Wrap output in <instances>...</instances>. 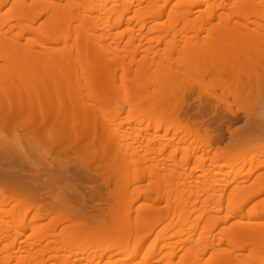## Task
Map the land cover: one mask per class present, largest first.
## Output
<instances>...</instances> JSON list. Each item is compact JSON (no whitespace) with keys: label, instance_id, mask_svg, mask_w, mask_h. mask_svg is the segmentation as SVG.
Masks as SVG:
<instances>
[{"label":"rangeland","instance_id":"374dc122","mask_svg":"<svg viewBox=\"0 0 264 264\" xmlns=\"http://www.w3.org/2000/svg\"><path fill=\"white\" fill-rule=\"evenodd\" d=\"M90 1L100 3V5L103 6L105 5L104 10L102 9L99 12L96 10L88 12L86 8H90V7L92 8L94 6L90 4ZM139 1L141 0H105V1L104 0H0V5L2 6L3 4V9L1 10V14L5 13L6 15H8V18H12L14 21L12 23L13 25L23 24L25 26V33L21 32L22 34L18 30V28L13 30V28L15 27H11L6 31V33L11 31L10 34L15 35V37H17L18 35V37L16 38L17 40L15 39V37H11V38L14 41V44H16L20 40L19 43L15 45V46H19L18 47L19 49H21V46L23 48L24 45L29 46L30 44H33V39H36L37 38L36 35L40 34L41 37L42 36L46 37V39L40 37V40L46 41V43L45 41L44 43L40 42L43 43L41 45L43 46L44 44L46 45L44 46L45 52H47L46 49L49 50L50 47L54 46L55 50L51 48L50 50L51 52L49 53H53L54 51L59 52L61 49H62L61 52L63 50H67L69 53L72 54L77 53V55L79 54L80 57L82 56L81 57L82 60L84 59L85 61L88 62L87 63L83 60V63L85 64L86 68H88V70L93 68L95 64L92 60H90L92 61L91 63L90 61H88L89 59L87 58V55L90 54L88 56L90 57L92 54H94V51L96 49H99L101 47H102L101 49L110 48L112 50L111 52L117 55L118 60L121 61L120 63L125 61L126 63L125 69H127L128 67L127 63L131 61L130 58L132 57L131 55L132 53L133 56L137 57L136 60L138 61V62L135 61V63L132 62L129 63L130 65L133 64L132 65L133 67L129 66L130 71L128 72L127 70V72L125 73L126 75L124 74L123 67H121V70H119L120 69L119 67V69L114 74V76L110 78V80H108L109 82L107 81L109 86H107V84L105 85V82L103 85H101L103 86V88L104 86H106V90L108 93V100L109 102L111 101L110 103H108L109 107L106 106L107 108L101 105L104 110L101 108L100 105L97 106L95 105L96 108H92L93 111L90 109L92 106L90 108L84 106L83 108L82 105L84 103L85 104L88 103V101L90 102L91 100V96L87 91L88 89L85 88L86 86L84 84H81L83 87L77 84L78 87L77 86L76 87L79 90L81 88H84L82 89L84 91L80 90L79 92H76L77 91L76 87L74 85L71 86L72 83L70 84V81L72 79L70 80L69 79L70 76H68V74L66 73H65L67 75L66 78H65V74L57 75L59 76L58 81H60L61 83L56 81L55 79L56 77L54 78L57 87L61 84L60 85L61 89L59 92L61 93L62 91V93L61 94L53 93L51 97H55L56 94V98L52 99L50 97L49 100L45 99L43 101L44 105L43 104H42L43 106L39 105L38 106L39 108L36 105H32L33 108H30L31 105L28 104L30 103L27 102L28 100L22 99L21 101H19V99L21 98L17 99L18 96L16 97L15 95L13 96H15L16 99L12 100L11 98L3 97L2 100H0V102L2 103V101L6 98L4 102L6 103V106L8 105V107L5 106L4 107L6 108L5 110L10 109V104L11 106L14 104V103L12 104V102H15L18 108H20V106L25 107L27 105V108L30 109L31 113H29V115L28 114L25 115L24 113L22 115V118L25 121L27 120L29 121L33 115L36 118L35 125L32 124L34 122L29 124L31 120L29 122L27 121L28 122L27 123L21 118L20 120H18L19 123L17 121H15L17 123L13 122L14 125L17 124L15 127L12 121L6 122L7 124L6 123L5 125L2 124L3 127H0V145L2 144L0 146V194L1 195L7 194L5 195L6 197L12 196L14 198H16L17 195L15 194L16 196L15 195L13 196V194L17 192L19 194H22V196L27 194L28 197L25 198L26 196H24L23 198L27 199V201L30 200L36 203L35 206L34 203H31L29 201L28 205L26 206L28 210L25 206L15 207L14 206L15 203H12L11 206L6 207L7 210H11L10 208L14 206L15 207L14 209L16 210V214L18 215H21V212L25 213L31 209L27 216L28 223H26L25 226L18 228L16 227L17 230L14 229L15 227L14 224L12 223H10L11 228L6 226L7 228H9L10 231V232L8 231L9 233L6 232L5 234L6 237L10 236L8 239H10L11 242L8 244H10L11 248H13L14 244H21L23 245V248L24 245L27 247V244L30 241L29 238L33 234L34 228L38 229L37 227H39L41 229L42 226V228L44 229L48 225L51 226V224H53V220L57 212L58 211L65 212V210L68 211L71 210L70 213H72L73 215L71 214L69 215V213L68 215L73 218L72 219L73 221L72 220L70 222L63 221V223L61 221L60 224L54 226L52 225V227H49L47 229V232L49 233L50 237L48 236L49 238L47 240L41 242L42 246H46L45 244H47L48 246L50 245L49 247L54 249H56V247L61 248L64 246L65 243H67L72 238L69 230V228L73 227V225L72 227L70 226L72 224L71 222H73L74 224L75 220L78 218H84L86 221L88 219V221L91 222L94 221L96 223L103 222V220L108 221L111 218L110 215H112L111 214L112 211L118 209L123 214L125 213V210H127V208L132 209L129 213L132 217L131 218L132 221L130 222L131 225H129V223H126V225L127 227L128 225L129 227L131 226L130 229H133L134 223L139 220L138 207L141 206L142 204H148V200H146V198L143 197L144 195L137 196L136 192L137 191L139 192L140 190L141 191L145 190L146 187H148L150 184L156 183L155 186L157 187L159 193L157 192L158 194H156L155 192H153L154 195L153 194L152 195L157 197L159 195L158 198L161 202L158 200L159 203H154L156 205V207L154 205H153L154 208L152 207L153 210L155 209L154 211L153 210L148 211L147 217L143 223L144 231L142 232L141 235L144 234L146 235V233L148 232L147 230L148 227L156 225L155 227L158 228H154L155 229L154 233L150 236L149 240H147L145 244H143L141 249V254L138 256V258L135 261L136 263L143 261L146 253L152 249L155 243L153 240L156 239L158 241L157 238L158 235H161V233L163 232L165 233L166 230L169 231L166 233L168 234L167 237L169 236L170 237L165 242L159 241L160 243L159 242L157 243L156 241L157 243L156 247L159 246L157 247L159 253L158 255L156 254L157 257H155L154 259L156 263L153 264H168L169 262H174L175 264L176 263L178 264L181 260L183 264V261L185 262V259L188 258L187 255H189V257L193 256L191 260L192 261L195 260L193 261V263L195 262L194 264H213L216 261V259L213 258L216 255V253L218 252L221 253L223 252V250L229 249V246H227V243L225 244V241L229 242L230 240L235 241V243H238V245L243 248L242 251L233 253L234 255H236V257H239L238 262H241V264H264V252H259L257 254L256 250L252 246L247 244L246 245L241 244L237 240L232 239L228 234V232L232 230L234 227L238 226L237 224H240V222L253 223L254 220L252 221V219H250L249 217L250 212L251 214H257V215L259 214V216L262 217V219H264V209H263L264 204H262L264 202L262 201V199L264 198V186H262L263 188L262 189L261 186L257 185L256 183L259 182L261 178L262 179L264 178V167L261 166L264 164V59H263L264 46H262L264 45V41H263L264 40V25H263L264 0H256V1L253 0L254 1L253 3H255L253 5H251L252 0H250L251 2L249 1L252 10L250 8L249 11L247 12L248 15L246 14V17L248 19L247 18L245 19V17L242 18L243 16L241 12L237 11L239 7L237 6L238 3H242L238 1L241 0H224V1L223 0H211V1L186 0V2H184L185 0L184 1L183 0H168V1L151 0L152 3L151 5L153 7L151 5H148L149 3L148 1L150 0H148L147 2L143 0V2L141 1V3ZM51 2L53 4V7L50 6V4H47ZM180 2L185 3L184 8H182L184 10L183 13L184 15L183 14L181 15L183 10L178 9L179 10V12L177 13L178 16L175 17L177 21L174 24L173 22L170 23L169 16H171L170 14L172 10H174V8L175 9L178 8L175 4H178L179 6ZM259 2L262 3L261 4L262 6L260 5ZM30 4L33 6L31 7ZM58 4L59 6H64V8H66L65 11L68 12L67 13L68 17L66 16L67 15L66 14L65 18L59 20L62 22L58 21L59 23L57 24L59 25V27H57V25L54 24L53 21L55 19L52 20L51 17L52 16L51 9L58 7ZM106 4L108 7L106 6ZM216 4L221 8L220 10H217L219 8L217 7ZM256 5L258 8L255 7ZM130 6L134 7L135 9H138L142 6L143 9L145 8L144 11L147 10L146 6L148 7L151 6L150 7L151 9L150 8L148 9L149 16L147 15L146 17L147 24L145 25V27L143 26L144 28H142L141 24H139L138 19H136L137 17L133 12H129V14L128 13L124 14V18H123L124 24L121 27L117 26L118 27L117 28L115 26V21L118 19V15L115 14L113 17H111L110 16L111 14H109V10L115 8L118 11H121V13H124V11ZM209 6L217 9L215 10V12L212 11L211 13L210 11L211 8H209ZM253 7L257 8L258 10L260 9L259 11L263 13H259V15L256 14L257 11H255ZM13 8L15 9L13 10ZM11 9L13 11L12 13L9 12ZM19 9L21 10L18 11ZM226 10H228V12ZM232 10L233 13L235 12L234 14L232 13ZM229 11L234 16L233 15L231 16ZM236 11L238 12L237 14ZM208 12H210L211 14ZM250 13H252V16H250ZM239 15L242 17H239ZM182 16H184V18ZM185 16L188 18L186 19ZM110 17L112 19V20L110 19L111 22H109L110 20L108 21V18ZM182 18L187 20V24H184L185 20L183 21V23L181 22ZM192 19H194L195 21H192ZM224 19L225 20L229 19L230 22L233 23V24L231 23L232 30H234L233 25L235 23L238 24V22L241 24H245V23L249 24V26L253 30H255V31H252V29L249 31L246 30L248 34L250 32L249 37L252 35L251 36L252 38L250 41L247 38H245L248 40V43L246 42V40L242 41L245 44H247V47L250 48L249 49L245 47L244 51L246 50L249 52L248 53L245 51V53L251 54L253 59V64H252L251 63L252 60L250 61L249 57H247L244 54V51H242V54H244L243 57L244 60H245V56H246V60H249L248 62L246 61L247 63L244 61L245 66L246 67L248 66V68L247 69L245 68V70L246 72L248 70V72L247 73L245 72L246 74L245 73L243 74V78H244L243 81L245 82V85L248 86L246 87L243 84L242 88L246 87V89L245 88L244 89L241 88V89L245 92L243 91L241 92L239 89L238 90L239 92L231 91L227 93V91H224L220 86L221 84H223L224 79H222L223 80L222 81L220 78H218L217 80L219 82L217 80H213L214 81L213 82L210 76H206L203 82L206 85L203 84L202 89L194 88L193 92L186 96L185 103H183V108L181 106L182 113H180L179 117L181 118L179 119H182V121L181 120L180 121L183 123V125L187 124V126L186 127L183 126L182 123L179 121L178 125H180L179 123H181L180 126L182 128L180 126H177L180 127L181 129L177 134L178 136L174 137L172 132H174L175 129L177 128L176 125L171 127L170 130L166 132V128L168 124L170 125L171 123L172 126V122L175 121L174 117L172 115L171 116L154 115L155 118H153V115L151 116L152 112H150L151 109L150 107L148 108L149 104H147V102L140 103L135 96L129 94L128 89L130 88V86L136 87L138 82L139 86L141 83H144L142 84L144 87L143 89L142 88L140 89L137 85L136 89H140L139 91L148 90L149 92L147 91V93H153L155 89L152 83L154 84L153 80L156 75L155 73L159 71H164L165 69H163L162 67H166L167 70L170 68L173 71L180 69L179 74L182 75L181 83L184 82L186 86L188 84H194L195 82L194 79L199 78V75L201 73L202 74L203 72L206 73L205 71L206 69L210 70L211 67L215 66L213 65L215 64L214 63L215 61H217V63H220L219 60L221 56H219L220 58L217 57L218 60H215L216 59L215 58L214 61L210 63L211 59H213L211 58L212 55H210V53L213 54L214 57V55H216V53H214L215 51L218 52L219 54H221L220 52H222L220 51L219 47L217 48L216 43L224 47V49L226 50L225 48L227 44L226 41L229 42L232 41L230 43L238 42V41H233L232 36H234L235 34V37L238 36L239 38V34H236L234 31H232L233 34L230 36L232 38L228 36V38L225 39L226 44L225 43L220 44L222 43V40L225 38L224 35L222 34L225 35H227L228 33L231 34L230 31L231 29L228 30L229 28L226 29L225 27L224 31L222 30L226 23ZM50 20L52 21L50 22ZM84 20H87V22H89L92 25L88 24L87 22H84ZM228 21H227V25L231 26V24ZM192 22H193V26H192ZM188 24L190 25V28H188L189 27ZM95 25L98 27V30ZM222 25L224 26L222 27ZM61 26L62 28H60ZM82 26H84L85 30L83 29ZM195 26L198 28L196 29ZM191 27H193L194 31H192L193 29H191ZM210 27L213 28L210 31L212 36L209 32V30L211 29ZM218 27L220 29H218ZM199 28L202 29L198 30ZM204 28L207 32L203 30ZM215 29H217L218 31ZM225 29L228 30L229 32L225 31ZM40 30L41 32H45V34L41 35V33H39ZM82 31H84L85 34ZM215 31L218 32L220 36ZM220 31L222 32V34H220L221 33ZM29 34L32 36H30ZM94 35L98 37H95ZM208 35H210L213 38H211L210 36L209 37L211 39L208 38L207 37ZM215 35H217L218 39L214 40V38H216ZM80 37L83 38L81 45L83 43L84 44L82 45V47L80 46L79 43ZM27 38L29 39L28 43H27ZM91 38L94 40H92ZM133 39L134 41H132ZM220 39L222 40L220 41ZM40 40L36 39L37 42ZM187 40L188 42H186ZM213 41L216 42V43L214 42L215 43L214 46L212 43ZM74 42H76V44H74L75 46H73ZM132 42H134V45L132 44ZM192 42H194L195 45L197 43L198 44L197 47H199L200 50L201 47L204 49L208 47L206 48V51L208 55H210V58L207 54H205L206 51L204 49L203 50L205 52L201 50L203 51V53H199L200 51L199 48L195 49L193 47L195 45L190 44ZM202 42L211 43L212 47H216L215 50L213 51L212 50L213 48H209L211 47L209 46V44L206 46ZM20 43L23 45H21ZM190 45L191 46L193 45L192 46L193 49L190 48ZM199 45L202 46L200 47ZM230 45L227 46V49L231 47L230 50L228 49L231 53L234 49ZM134 46H137L138 49L135 48ZM34 48L35 50L39 51L37 49L38 47H34ZM80 48H82L83 51ZM92 48L94 49V51L93 50L91 51ZM128 48L130 49V52L128 51L129 50ZM41 49H43V47ZM251 49L253 52L251 51ZM192 50L194 51L195 54H193ZM189 51H191V53ZM234 52L236 51L234 50ZM198 54L199 57L197 56ZM127 55H130L131 57ZM200 56L201 59H199ZM90 58H92V56ZM149 58H151L153 61ZM182 58L183 59L185 58V60L187 59L186 61H189L188 63H190V65L188 66V63L183 61ZM257 58L259 59V61H261L260 63L259 61H257L258 63L256 62ZM30 59L31 58L28 57L27 61H29ZM136 62L139 63V66L140 65L141 66L140 67L137 66L138 64ZM150 62L152 63L149 64ZM30 63L32 62H27V64L29 65ZM157 64H159L160 66H158ZM37 65L38 66L35 65V67L37 68L34 71V73H32L31 75V76L33 75L35 76L33 77L30 76L31 81L29 80L30 82L34 81L32 82L33 84L31 83L33 86H35L34 85L35 83L38 84L37 80L39 82L47 79L52 80L51 75L48 73L49 69L48 70L46 69V65L44 64V62L40 64L38 63ZM250 65L251 68L254 70H250ZM41 66L44 67L43 69L45 72L42 70ZM186 66H187V70H185ZM207 66H209L210 69L209 67L207 68ZM254 66L256 67L254 68ZM157 67L158 68L161 67L159 68V71L157 70ZM39 70L40 71L42 70L44 74L42 71L39 72ZM39 73L40 74L42 73L44 77L43 76L41 77ZM61 75H62L61 78L66 79L64 80L65 82L61 80L60 78ZM47 76H49L50 78ZM39 77L43 78V80H41V78ZM143 77L144 80L141 81ZM104 78L105 77H102V80H100L101 78L98 76L97 77V79H99L98 83L101 84L104 81L103 80ZM183 78H185L186 81ZM250 79L252 80V82H250L252 85H249V81H251ZM66 81L69 82V84ZM216 82L217 84H215ZM211 85H213L212 88ZM215 85H217V87ZM209 86L211 88L210 91H208L207 89ZM218 86L221 89L218 88ZM213 87L216 88L213 89ZM73 88L76 89L75 93L73 92L74 90ZM210 93L211 95H209ZM82 94H84V99L83 97L82 99L80 98ZM13 96L12 98H14ZM72 97L75 98L77 97V100L79 99L80 100L76 102L75 98L73 100L70 99ZM234 97L237 98L236 101H235L236 98ZM221 98L225 99V102L223 101L224 103L222 102ZM83 100H85L86 102L84 101L82 104L81 101ZM125 101L127 102L126 107H124ZM167 102L169 103L170 101H168L167 99ZM77 103H80L79 106L81 105V108L77 106ZM45 104L47 105L45 106ZM73 104L74 107H76L74 108L75 114L71 113L72 110L70 111L69 110L70 108H68L71 107L72 109L71 105ZM59 105L60 106L63 105L64 107L63 111L62 108L61 110L59 109L56 110L57 107H60ZM17 106H12V107L15 108ZM41 107L46 108L45 111L43 110L44 114L42 112ZM84 109L86 111H84ZM5 110H3V112H5ZM47 110L50 111L48 112V117L47 118L43 117L44 118L43 119L42 116H45V112ZM79 110L80 112H78ZM56 111L58 113L61 111L63 112V113L61 112L62 114H59L60 120L57 117L59 124L60 122L61 124L60 125L58 124L57 127L58 122L56 119H54L56 127L54 123H53L54 125L53 127V125H50V123L52 124L54 116H55L54 118H56L57 115V114L55 115ZM88 111L89 112L97 111L96 112L97 114L95 113L96 115H94L92 112H91L92 114L88 113ZM101 111L103 112L104 116L102 115ZM84 112H86V114ZM115 112L118 114H116ZM11 114L12 113H10V115ZM18 115L19 114L17 113H13L11 116L14 117ZM36 115L37 116L40 115L41 120ZM88 116L89 118H87ZM103 117L106 121L103 119ZM44 120L46 121L49 120V121L45 123ZM108 120L111 122L107 123L109 122ZM22 122H24V126ZM79 122L85 123L86 124L85 127H79L78 126ZM20 123H22L21 126L19 125ZM38 123L40 125L42 123L43 125L46 126L42 127L40 125H37ZM48 123L50 126L53 127V129L50 128ZM74 123L75 124L77 123L76 126L80 128L78 129L75 126L77 131H73L75 130L73 129ZM6 125L8 126L6 127ZM27 126L30 127L31 129L28 130ZM32 126L34 127L32 128ZM22 127L26 128L24 130H26L27 132L22 130L23 129ZM183 127L184 128L189 127L190 129L194 130V132L198 130L200 131L199 132L200 135H203L205 137L207 136L209 139L206 141L205 140L202 141L200 137L198 138V136H195L196 134L195 135L193 134L194 136L192 135L191 137L189 135V132L187 133V131L183 130L184 129ZM157 129L160 130L158 131ZM55 131H58V133ZM58 134H60V138ZM54 136L56 138L58 137L57 141L59 143H57L56 145L52 144V142L53 143L57 142ZM248 136L250 137L252 136L251 139L253 140L247 142L248 141L247 138L250 139V137ZM136 138L139 141L136 140ZM198 139L200 140L198 141ZM148 140H153V142H155V143L152 142V144L154 146V149L157 148L156 150H158L157 151L158 154H150V155L148 154L147 152L149 149ZM208 144L211 145L209 146ZM196 147L199 148L197 149ZM126 148L128 149L126 150ZM172 148L175 149V153L173 152L174 150H172ZM185 148L189 149V151L186 150ZM226 149L228 150V152ZM102 150L106 154L105 156L102 153L103 152ZM136 150L140 155H142L146 159L145 158L141 159L139 154L135 153ZM194 150H196L197 152ZM198 150L202 152H199ZM203 152L205 153L203 154ZM206 152H208V154ZM242 154L245 156L243 157ZM188 155L190 156V158H188ZM249 155L250 157L253 158V159L251 158L250 161L248 160L250 158ZM199 156H201V158H199ZM185 158L187 159L186 162H185ZM216 158L219 160H217ZM251 160L253 161L251 162ZM231 167H233L232 170ZM152 170L153 171L156 170L157 173L159 172L158 176H156L157 177L156 180H152V178H155L152 177ZM239 172L242 173L238 174ZM236 174L239 175L237 178H236ZM258 177H260V179H258ZM152 181L154 183H152ZM18 183L21 185H19ZM246 186H251L253 190L250 188L248 189L247 187L248 191L247 190L244 191V189H246L244 187ZM176 187H178L179 190H177ZM239 187L240 188L243 187L242 188L243 191L241 190V193L239 192L240 191ZM121 188L123 189L120 192ZM20 190L21 191L24 190L23 191L24 194L20 193ZM2 191L3 193H1ZM35 198H37V200ZM117 199L123 200L122 204L119 207H117V205L115 204ZM43 207H45L47 211L48 209H51L52 213L49 210L48 213L50 212L51 214L48 215V213L45 212L46 211L45 208L43 209ZM56 207L57 208L59 207L60 209L63 207L65 210L62 211L63 208L59 210ZM116 207L117 209H115ZM37 209L38 210L43 209L44 211L43 210L42 211L45 213V216L44 213L40 211L43 215V218L36 219V221H33V218L35 217V214L38 211ZM53 209H57L56 212L53 211ZM166 212H169L170 215ZM46 213L48 216L46 215ZM165 213L168 214L169 217L166 216ZM163 215H165L166 217ZM160 216H163L162 219H160ZM156 218L157 220L154 221V219ZM163 218H165L166 220L165 219L163 220ZM259 222L261 221H257V222L255 221L254 223H259ZM261 224L264 225V223ZM172 226L174 227L172 228ZM127 227L125 226L126 229ZM135 227L136 230L138 231L137 224H135ZM129 230H127V233L124 231L125 233L124 234L121 233L120 235H117L116 233L114 234L112 232V234L109 235V243L107 244L108 246H110V242H111V244L114 245L117 240L123 239L124 237L127 238V236L129 235L128 238H131L132 240L131 245L128 246V248L126 247L121 249V250H127V253L125 252L126 254L124 253L121 256L115 255L116 258L115 257L111 258V256L109 258L108 256V258L103 260L102 264L105 263L107 264V262L109 261L111 262L110 264L127 263L128 260L127 258L131 256V254L136 249V246L138 245V242H136L135 237L137 236V234H139L136 231L137 234L135 236V230L134 229L131 230L132 233ZM15 231L20 232V234L22 235L17 236V233H15ZM178 231L184 232L181 234L182 236L181 235L175 236L176 235L175 233H177ZM130 234H132V236H130ZM96 235H91L89 238L90 239L95 238L96 240L98 238H101L98 237L100 234L98 236ZM223 241H224V245L226 246L224 245L221 246V243ZM133 242H136L137 244L134 245ZM41 244L39 245L37 244V246H35L36 249L32 251V253L35 255V259H42L36 256L38 250L40 249ZM191 249L195 250L196 252L194 253L193 250L191 251ZM202 250H206V251L203 252ZM16 251L17 250L14 251L11 250L10 252V254L12 253L14 254V255L12 254L13 255L12 257L14 258H11L14 259L12 260V264L16 263V257H21L23 255L22 253L20 254L19 252H18L19 254H17ZM172 251H173L172 254L175 253V256L173 257L172 255L168 256V254H170L169 252ZM118 252H119L118 250H115L114 254ZM49 253H47V255ZM193 253L194 254L198 253V254L196 256ZM64 254L66 256L68 255L70 256L68 252H65ZM53 255L54 252H52L51 256ZM51 256H47V258ZM254 256H256V258H254ZM99 260L100 259L97 260V258H95L94 260L95 264H98L97 262H99ZM27 261H28L27 264H31L32 262L31 258L30 260L27 258ZM36 261L40 262L39 260ZM192 261H190L189 263H191ZM135 262H132L131 264H134ZM48 264H54V263L51 262ZM57 264H62V263L58 262Z\"/></svg>","mask_w":264,"mask_h":264},{"label":"bare ground","instance_id":"6f19581e","mask_svg":"<svg viewBox=\"0 0 264 264\" xmlns=\"http://www.w3.org/2000/svg\"><path fill=\"white\" fill-rule=\"evenodd\" d=\"M105 1V0H104ZM142 2H143V0H141ZM141 1H139L140 3H141ZM146 2L148 1V0H145ZM168 1V0H167ZM184 1V0H183ZM182 1V2H183ZM211 1V0H210ZM224 1V0H223ZM249 1L250 0H244V2H243V0H241V1H238V2H242V3H238V5L237 4H235V5H237V6H239L238 7V12H241V14H242V16H240L239 15V17H242V18H244L245 17V19L247 18L246 17V14H247V12L249 11V9L251 8V10H252V7L250 6V3H249ZM256 1V0H255ZM37 2V1H36ZM35 2V3H36ZM46 2V1H45ZM103 2V1H102ZM149 3H148V5H151L152 3H151V0L150 1H148ZM154 2V1H153ZM179 2V1H178ZM184 2H186V0L184 1ZM216 2V1H215ZM214 2V3H215ZM251 2V1H250ZM254 1L252 0V3H251V5H253V4H255V3H253ZM258 2V1H257ZM256 2V3H257ZM54 3V2H53ZM105 3V2H104ZM107 3V2H106ZM117 3V2H116ZM218 3V2H217ZM224 3V2H223ZM260 3V2H259ZM258 3V4H259ZM34 4V3H33ZM47 4H50V6H52L53 7V4H52V2L51 3H47ZM52 4V5H51ZM55 4V3H54ZM90 4H92V5H94L92 8L90 7V8H86V10H88V12H91V11H93V10H96V11H101L102 9L104 10V6L103 5H100V3H96V2H94V1H90ZM220 4V3H219ZM225 4V3H224ZM223 4V5H224ZM262 3H260V5H261ZM24 5V4H23ZM82 5V4H81ZM141 5V4H140ZM144 5V4H143ZM154 5V4H153ZM178 8H174V10H172V12H171V16H169V21H170V23H172L173 22V24L177 21L176 20V16H178V12H179V10L178 9H182V8H184V6H185V3H181L180 2V4H179V6H178V4H175ZM213 5V4H212ZM217 5V4H216ZM264 5V4H263ZM30 6L32 7L33 5H31L30 4ZM44 6V5H43ZM80 6V5H79ZM106 6H107V4H106ZM113 6V5H112ZM152 6V5H151ZM151 6H146V8H147V10L146 11H144V9L142 8V6L140 7V8H138V9H135L134 7H128L125 11H124V13H121V11H118L117 9H115V8H112L111 10H109V14H111L110 16L111 17H113L115 14H117L118 15V19L115 21V26L117 27H121L123 24H124V22H123V18H124V14H126V13H128L129 14V12H133V13H135V15H136V19H138V22H139V24H141V26H142V28H144L145 27V25L147 24V21H146V17H147V15L149 14V12H148V9L151 7ZM215 6V5H214ZM237 6H236V8H237ZM262 6V5H261ZM108 7V6H107ZM107 7H106V9H107ZM145 7V6H144ZM153 7V6H152ZM217 7L219 8V9H217V8H213V7H210L209 6V8H211V13H212V11H214L215 12V10L217 9V10H220L221 8L217 5ZM255 7H257V5L255 6ZM21 8H22V6H21ZM47 8V7H46ZM235 8V7H234ZM258 8V7H257ZM257 8H254L253 7V9H255V11H257L256 12V14H258L259 15V13H263V12H260ZM3 9V4H2V6L0 5V100H2V98L3 97H6V98H11L12 100L13 99H16V97H17V99L18 98H21V99H19V101H21L22 99H26V100H28L27 102H30V103H28L29 105H31V107L30 108H33L32 107V105H36L37 107L40 105V106H43L44 104V100L46 99V100H49V98L53 95V93H58V94H61L62 93V91H61V93L59 92L60 91V89H61V84L57 87V84H55V79H56V81H58V77L59 76H57V75H60V74H68V76H70V84L72 83V85L71 86H77V84L78 85H81V84H84L86 87V89H88L87 91L89 92V94H90V96H91V100H90V102L88 101V103H84L83 104V102L85 101V100H83V101H81L82 102V106H83V108H84V106L85 107H91L90 109L92 110V108H96L95 107V105L97 106V105H102L103 107H109V105H108V103H110L109 102V100H108V93H107V90H106V86H104V88H103V86H101V85H103L104 84V82H105V85L107 84V86H109L108 85V83H107V81L108 80H110V78H112L113 76H114V74L117 72V70L119 69V67H120V69L119 70H121V67H123V70H124V74L127 72V70H128V72L130 71L129 70V66L130 67H133L132 65L133 64H129V63H135V61H137L136 60V56H133V53L131 54L132 55V57L130 56V55H127V56H130L131 58V61H129V63H127V65H128V67H127V69H125V66H126V63H125V61H123L122 63H123V65H122V63H120L121 61H119L118 60V58H117V55H115V54H113L111 51V49L110 48H104V49H101V48H99V49H96L95 51H94V49L92 48L91 49V51L93 50L94 51V54H92L91 56H92V58H90V57H88L89 55H87V58L89 59L88 61H90V60H92L93 62H94V66H93V68H91V66H90V68L92 69H89L88 70V68H86V66H85V64L83 63V60H82V56L80 57L79 56V54L77 55V53L76 54H72V53H69L67 50H63L62 52H61V50L59 51V52H55L54 50V46L53 47H50V49L48 50V49H46V51L47 52H45L44 51V46H46L45 44H44V46L43 45H41V44H43L44 43V41H42V40H40V34H38V35H36L37 36V40H40V41H36V39H33V44H30L29 46H26V45H24V47L22 48V46H21V49H19L18 47L19 46H15V45H17V43H19V41L16 43V44H14V41L12 40V38L11 37H15V35H12V34H10L11 33V31L10 32H8V33H6V31L9 29V28H11V27H15V28H13V30L14 29H16V28H18V30L20 31V33L22 32V33H25V26L23 25V24H16V25H13L12 23L14 22L13 21V19L12 18H8V15H6L5 13L4 14H1V10ZM15 8H13V10H14ZM40 9V8H39ZM65 9L66 8H64V6H59V4H58V7H56V8H52L51 9V17H52V20L53 19H55L53 22H54V24H56L57 25V27H59V25L57 24V23H59V22H62V21H59V20H62L63 18H65L66 16L68 17V12L67 11H65ZM151 9V8H150ZM206 9V8H205ZM224 9V8H223ZM229 9V8H228ZM21 9H19L18 11H20ZM41 10H43V9H41ZM40 10V11H41ZM50 10V9H49ZM183 10V9H182ZM236 10V9H235ZM262 10V9H261ZM264 10V9H263ZM43 11H45V10H43ZM106 11H108V10H106ZM227 12H228V10H226ZM231 11V10H230ZM229 11V12H230ZM236 11V14L238 13ZM255 11H254V13H255ZM10 13H12L13 11H12V9L9 11ZM8 13V12H7ZM47 13H49V12H47ZM180 13H181V11H180ZM184 13V10L182 11V13H181V15ZM191 13V12H190ZM208 13H210V12H208ZM210 13V14H211ZM217 13V12H216ZM232 13H233V10H232ZM235 13V12H234ZM233 13V14H234ZM46 14V13H45ZM67 14V15H66ZM93 14V13H92ZM177 14V15H176ZM210 14H208V15H210ZM230 14H231V12H230ZM233 14H231V16L233 15ZM236 14H235V16H236ZM240 14V13H239ZM66 15V16H65ZM161 15V14H160ZM180 15V14H179ZM184 15V14H183ZM206 15H207V13H206ZM220 15V14H219ZM226 15H227V13H226ZM225 15V16H226ZM248 15V14H247ZM91 16V15H90ZM109 16V15H108ZM126 16V15H125ZM149 16V15H148ZM200 16V15H199ZM234 16V15H233ZM250 16H252V13H250ZM111 17L110 18H108V21L111 19ZM183 18H184V16H182ZM186 17V16H185ZM230 17V16H229ZM249 17V16H248ZM259 17H261V16H259ZM87 18V17H86ZM182 18V23H183V21L185 20V19H183ZM188 17H186V19H187ZM224 18H226V17H224ZM231 18H233V17H231ZM127 19V18H126ZM203 19V18H202ZM201 19V20H202ZM206 19V18H205ZM208 19V18H207ZM222 19V18H221ZM230 19V18H229ZM229 19H227V20H225L226 21V23H225V26L224 25H222V27H223V31H224V28L226 27V29H228V30H230L231 31V34H227V35H225V34H222V32L220 33V34H222V35H224V41L222 40V39H220V41L222 40V43H220V44H223V43H225V39L226 38H228V36L230 37L232 34H233V32L232 31H234L236 34H239V38H238V36L237 37H235V34H234V36H232V37H230V38H232L233 39V41H238L237 43H230V42H232V41H226V50L224 49V47H222V46H220L219 44H217L215 41H213L212 43H213V46H214V44L216 43V45H217V48L219 47V49H220V51H222V52H220L219 50V52L221 53V54H219L218 52H214V53H216V55H214V57H213V54H211L210 53V55H212V57L211 58H213V59H211V61H210V63L211 62H213L214 61V59L215 60H218V58L217 57H219V56H221V58H220V60H219V62L220 63H217V61H215L214 63L215 64H213V65H215L214 67H211V69H210V67L209 66H207V68L209 67V69L210 70H205L206 71V73L205 72H203V74L201 73L200 75H199V78H197V79H194L195 80V82H194V84H188L187 86H186V84L184 83V82H182L181 83V77H182V75H180L179 74V70L180 69H178V70H172V69H168L167 70V68L166 67H162L163 69H165L164 71H159V68H161V67H157V70L159 71V72H156L155 74V77H154V84L152 83V85L154 86V89H155V91L153 92V93H147V91L148 90H145V91H143V90H141V91H139L141 88L143 89V85L142 84H144V83H141L140 84V86L138 85L139 83L137 82V85H138V87L140 88V89H136L137 88V85H136V87L135 86H130V88L128 89V92H129V94L130 95H132V96H135L136 98H137V100H139V102L140 103H145V102H147V104H149L148 105V108L150 107V109H151V111L150 112H152V114H151V116L153 115V118H155L154 117V115H172L173 117H174V119H175V121H173L172 122V126H171V123H170V125L168 124V126H167V128H166V132H168L169 130H170V128L171 127H173L174 125H176V127L177 126H180L181 125V121H182V119H179V118H181V117H179V115H180V113H182V111H181V106H182V108H183V103H185V98H186V96L187 95H189L190 93H192L193 92V90H194V88H201L202 89V86H203V84H205V83H203L204 82V80H205V78H206V76H210L211 77V80L213 81V80H217L218 78H220L221 80L222 79H224V82H223V84H221L220 86H221V88L224 90V91H227V93L228 92H237L239 89H240V91L242 92L243 90L242 89H246V87L248 86V85H245V82L243 81V74L246 72V70H245V68L247 69L248 68V66L246 67L245 66V64H244V61L246 62H248L249 60L251 61V63L253 64V59H252V55L251 54H246L245 53V51H244V48L245 47H247V44H245L244 42H242L243 40H246V42L248 43V40L250 41L251 40V36L249 37V35H250V32H249V34H248V32L247 31H249V30H251L252 28L249 26V24H241V23H239L238 22V24L237 23H235L233 26V28H234V30H232V22H230V20ZM248 19V18H247ZM52 20H50V22L52 21ZM65 20V19H64ZM112 20V19H111ZM111 20L109 21V22H111ZM125 20V19H124ZM180 20H181V18H180ZM229 20V21H228ZM59 21V22H58ZM107 21V22H108ZM189 21V20H188ZM192 21H195L194 19H192ZM200 21V20H199ZM208 21H210V20H208ZM227 21L231 24V26H229V25H227ZM246 21H249V20H246ZM56 22V23H55ZM84 22H87V20H84ZM138 22H136V23H138ZM236 22V21H235ZM88 24H90L89 22H87ZM105 23V22H104ZM208 23V22H207ZM206 23V24H207ZM253 23V22H252ZM251 23V24H252ZM258 23V22H257ZM51 24V23H50ZM53 24V25H54ZM65 24V23H64ZM110 24V23H109ZM126 24V23H125ZM172 24V25H173ZM184 24H187V20H185V23ZM191 24V23H190ZM195 24V23H194ZM221 24V23H220ZM55 25V26H56ZM81 25V24H80ZM90 25H92V24H90ZM105 25V24H104ZM114 25V24H113ZM171 25V26H172ZM183 25V24H182ZM189 25V24H188ZM187 25V26H188ZM218 25V24H217ZM237 25V26H236ZM254 25V24H253ZM264 25V24H263ZM96 26V25H95ZM107 26V25H106ZM144 26V27H143ZM192 26H193V22H192ZM197 26V25H196ZM195 26V27H196ZM201 26H202V23H201ZM200 26V27H201ZM214 26V25H213ZM219 26V25H218ZM236 26V27H235ZM77 27V26H76ZM78 27H80V26H78ZM83 27V29H84V26H82ZM82 27H81V29H82ZM117 27V28H118ZM204 27H206V26H204ZM217 27V26H216ZM48 28V27H47ZM60 28H62V26L60 27ZM85 28H86V26H85ZM89 28V27H88ZM87 28V29H88ZM96 28H97V30H98V27L96 26ZM105 28V27H104ZM188 28H190V25H189V27ZM198 27H196V29H197ZM211 28V27H210ZM209 28V29H210ZM40 29V28H39ZM87 29H86V31H87ZM106 29V28H105ZM191 29H193V27H191ZM202 28H199L198 30H201ZM213 28H211L210 30H209V32L212 30ZM218 29H220L219 27H218ZM225 29V31H228V30H226ZM35 30V29H34ZM65 30V29H64ZM85 30V29H84ZM197 30V31H198ZM203 30H205V28L203 29ZM208 30V29H207ZM215 30H217V29H215ZM247 30V31H246ZM29 31V30H28ZM93 31V30H92ZM111 31V30H110ZM188 31V30H187ZM192 31H194V29L192 30ZM206 31V30H205ZM218 31V30H217ZM252 31H255V30H253L252 29ZM13 32V31H12ZM27 32V31H26ZM84 34H85V32L84 31H82ZM89 32H91V31H89ZM190 32H191V30H190ZM207 32V31H206ZM216 32V31H215ZM229 32V31H228ZM21 33V34H22ZM32 33V32H31ZM39 33H41V35L42 34H45V32H41V30L39 31ZM78 33H79V31H78ZM217 34H218V32H216ZM257 33V32H256ZM256 33H254V34H256ZM14 34V33H13ZM20 34V35H21ZM94 34V33H93ZM187 34V33H186ZM201 34V33H200ZM208 34V33H207ZM210 34H211V32H210ZM251 34H253V33H251ZM260 34H261V32H260ZM19 35V36H20ZM30 35V34H29ZM70 35V34H69ZM87 35V34H86ZM89 35V34H88ZM166 35V34H165ZM165 35H163V36H165ZM198 35V34H197ZM219 35V34H218ZM257 35H259V34H257ZM26 36V35H25ZM30 36H32V35H30ZM34 36V35H33ZM65 36H66V33H65ZM80 36V35H79ZM91 36V35H90ZM89 36V37H90ZM95 36V35H94ZM210 35H208L207 37L208 38H210L211 36H212V34H211V36L209 37ZM216 36V38H214V40L215 39H218L217 38V35H215ZM214 36V37H215ZM220 36V35H219ZM218 36V37H219ZM259 36H261V35H259ZM17 37H18V35H17ZM17 37H15V39L17 38ZM39 37V38H38ZM43 37V36H42ZM41 37V38H42ZM75 37V36H74ZM95 37H98V36H95ZM191 37V36H190ZM189 37V38H190ZM205 37V36H204ZM206 37V38H207ZM44 39H46V37L44 36L43 37ZM71 38V37H70ZM211 38H213V37H211ZM210 38V39H211ZM220 38V37H219ZM229 38V39H230ZM245 38H247V39H245ZM250 38V39H249ZM261 38V37H260ZM24 39V38H23ZM74 39V38H73ZM81 39V40H80ZM80 39H79V43H80V46L82 47V45L84 44H82L81 45V42H82V40H83V38H81L80 37ZM92 39V38H91ZM100 39V38H99ZM228 39V40H229ZM17 40V39H16ZM28 38H27V43H28ZM34 40H35V42H34ZM87 40V39H86ZM92 40H94V39H92ZM48 41H49V38H48ZM131 41V40H130ZM132 41H134V39L132 40ZM264 41V40H263ZM40 42H43V43H40ZM57 42V41H56ZM63 42V41H62ZM95 42V41H94ZM186 42H188V40L186 41ZM207 42H208V40H207ZM207 42H202V43H204L206 46L209 44V46H211V47H209V48H213L212 50L214 51L215 50V48L216 47H212V44L211 43H207ZM215 42V43H214ZM229 42V43H228ZM260 42V41H259ZM22 43V42H21ZM20 43V44H21ZM45 43H46V41H45ZM119 43V42H118ZM207 43V44H206ZM74 44H76V42H74L73 43V46H75ZM95 44H97V43H95ZM132 44L134 45V42H132ZM140 44V43H139ZM142 44V43H141ZM190 44H194V42H192V43H190ZM211 44V45H210ZM225 44H224V46H225ZM231 44V45H230ZM252 44V43H251ZM21 45H23V44H21ZM32 45H34V46H32ZM71 45H72V43H71ZM93 45V44H92ZM189 45V44H188ZM195 45V44H194ZM219 45V46H218ZM228 45H230V46H232L233 47V49L236 51V52H234V50L230 53V49H231V47H229L228 49H227V46ZM261 45V44H260ZM89 46V45H88ZM138 46V45H137ZM137 46H134L135 48H137ZM193 46V45H192ZM192 46L190 45V48H192ZM198 46V44L196 43V45L195 46H193L195 49H198L199 47H197ZM200 46V45H199ZM202 46V45H201ZM200 46V47H201ZM262 46H264V45H262ZM34 47H38L37 49L39 50V51H37V50H35V48ZM43 47V49H41ZM65 47V46H64ZM84 47H85V45H84ZM90 47V46H89ZM88 47V48H89ZM94 47V46H93ZM100 47V46H99ZM113 47V46H112ZM204 47V46H203ZM220 47H222V48H220ZM46 48V47H45ZM51 48L52 49H54L53 51V53H49V52H51L50 50H51ZM62 48V47H61ZM87 48V49H88ZM97 48H98V45H97ZM206 48H208V47H206ZM206 48L204 49V48H202L201 47V50H205L206 51ZM247 48H249V47H247ZM253 48V47H252ZM60 49V48H59ZM65 49V48H64ZM78 49V48H77ZM77 49H76V52H77ZM81 50H82V48H80ZM85 49V48H84ZM129 49V48H128ZM127 49V50H128ZM138 49V48H137ZM193 49V48H192ZM243 49V50H242ZM250 49V48H249ZM43 50V51H42ZM114 50V49H113ZM199 50H200V48H199ZM199 51V53H203V51ZM209 50V49H208ZM211 50V49H210ZM227 50H228V53H227ZM263 50V49H262ZM83 51V50H82ZM129 52H130V49L128 50ZM132 51V50H131ZM142 51V50H141ZM204 51V52H205ZM242 51H244V54L247 56V57H249V60H246V56H245V60H244V54H242ZM251 51H252V49H251ZM255 51V50H254ZM258 51V50H257ZM45 52V53H44ZM81 52V51H80ZM190 53H191V51H189ZM192 52H193V54H195L194 53V51L192 50ZM209 52V51H208ZM246 52H248V51H246ZM253 52V51H252ZM263 52V51H262ZM82 53V52H81ZM92 53V52H91ZM249 53V52H248ZM83 54V53H82ZM85 54V53H84ZM130 54V53H129ZM188 54V53H187ZM196 54H197V51H196ZM205 54H207L208 55V53H207V51L205 52ZM217 54H218V56H217ZM257 54V53H256ZM81 55V54H80ZM113 55V56H112ZM210 55H208L209 56V58H210ZM250 55V56H249ZM127 56H126V58H127ZM187 56V55H186ZM198 57H199V54L197 55ZM216 56V57H215ZM231 56H232V58H231ZM28 57L29 58H31L29 61H27V59H28ZM85 57V56H84ZM112 57H114V58H112ZM251 58V59H250ZM254 58H256V57H254ZM86 59V58H85ZM120 59H122V58H120ZM149 59H151V58H149ZM183 59V58H182ZM181 59V60H182ZM199 59H201V56H200V58ZM248 59V58H247ZM264 59V58H263ZM32 60V61H31ZM124 60H125V58H124ZM152 60V59H151ZM187 60V59H186ZM185 60V58L183 59V61H185L186 63H188L189 61H186ZM210 60V59H209ZM85 61V60H84ZM92 61H90V63L92 62ZM153 61V60H152ZM257 61H259V59L257 58V60H256V62ZM27 62H32V63H30V65L29 64H27ZM42 62H44V64L46 65V69L48 70V73L51 75V79L52 80H50V79H47V80H43V78H41L42 76L44 77V67H42L41 66V68H42V70L44 71H42L43 72V74L41 73H39L40 75H41V77H39V78H41V80H43V81H38L37 80V83L38 84H34L35 86H33L32 84V82H34V81H32V82H30L31 80V78H30V76L32 75V73H34V71L36 70V68L37 67H35V65L36 66H38L37 64L39 63H42ZM85 62H87V61H85ZM138 62V61H137ZM136 62V63H137ZM184 62V63H185ZM209 62V61H208ZM246 62V63H247ZM261 61H259V63H260ZM88 63V62H87ZM89 63V64H90ZM152 62H150L149 64H151ZM180 63V62H179ZM217 63V64H216ZM258 63V62H257ZM138 65L137 66H139V63H137ZM183 64V63H182ZM231 64V65H230ZM92 65V64H91ZM119 65H121V66H119ZM158 66H160L159 64H157ZM156 65V66H157ZM185 65V64H184ZM187 65V64H186ZM190 65V63H188V66ZM247 65V64H246ZM249 65V64H248ZM141 66V65H140ZM139 66V67H140ZM151 66V65H150ZM164 66V65H163ZM167 66H169V65H167ZM183 66V65H182ZM212 66V65H211ZM256 66H254V68H255ZM143 68H144V66H143ZM185 68V67H184ZM189 68V67H188ZM136 69V68H135ZM259 69V68H258ZM147 70V69H146ZM145 70V71H146ZM162 70V69H161ZM183 70V69H182ZM185 70H187V66H186V68H185ZM250 70H254V69H252L251 68V65H250ZM256 70V69H255ZM40 70H39V72H41ZM140 71V70H139ZM176 71V72H175ZM178 71V72H177ZM189 71V70H188ZM37 72H38V70H37ZM133 72V71H132ZM175 72V73H174ZM191 72V71H190ZM200 72H201V70H200ZM208 72V73H207ZM247 72H248V70H247ZM246 72V73H247ZM259 72H261V71H259ZM122 73H123V71H122ZM187 73V72H186ZM205 73V74H204ZM245 73V74H246ZM46 74H47V72H46ZM65 74V78H66V75ZM126 75V74H125ZM188 75V74H187ZM33 76H35V75H33ZM33 76H31V77H33ZM100 77L101 79L100 80H102V77H105L103 80V82L101 83V84H99L98 82V80L99 79H97V77ZM185 76V75H184ZM249 76H251V75H249ZM256 76V75H255ZM46 77V76H45ZM47 77H49V76H47ZM53 77V78H52ZM56 77V78H55ZM62 77V75L60 76V78ZM64 77V76H63ZM50 78V77H49ZM55 78V79H54ZM186 78V77H185ZM185 78H183V79H185ZM246 78V77H245ZM249 78V77H248ZM45 79V78H44ZM68 79V78H67ZM68 79V80H69ZM30 80V81H29ZM33 80V79H32ZM61 80H66V79H63V78H61ZM106 80V81H105ZM142 80H144V77L141 79V81ZM188 80V79H187ZM247 80V79H246ZM251 80V79H250ZM254 80V79H253ZM185 81H186V79H185ZM218 81V80H217ZM223 81V80H222ZM35 82H36V80H35ZM58 82H60V81H58ZM65 82V81H64ZM67 82V81H66ZM74 82H75V84H74ZM109 82V81H108ZM214 82V81H213ZM219 82V81H218ZM250 82H252V80L251 81H249V85H252ZM32 83V84H31ZM61 83V82H60ZM63 83V82H62ZM68 84H69V82H67ZM190 83H191V81H190ZM206 83H208V82H206ZM68 84H66V85H68ZM215 84H217V82L215 83ZM220 84V83H219ZM243 84H244V86H246V87H243L242 88V86H243ZM206 85V84H205ZM204 85V86H205ZM209 85V84H208ZM70 86V85H69ZM82 86V85H81ZM212 86L213 85H211V88H212ZM216 87H217V85H215ZM78 87V86H77ZM76 87V89H77V91L76 92H79L80 90L81 91H84V90H82V89H84V88H81L80 90L78 89ZM83 87V86H82ZM215 87V88H216ZM158 88V89H157ZM204 88V87H203ZM211 88H210V86L207 88L208 89V91H210L211 90ZM214 87H213V89H215ZM218 88H220L219 86H218ZM220 88V89H221ZM242 88V89H241ZM74 89V88H73ZM76 89H74L73 90V92L75 93V90ZM206 89V90H207ZM153 91V90H152ZM221 91V90H220ZM87 92V93H88ZM109 92V91H108ZM149 92V91H148ZM239 92V91H238ZM243 92H245V91H243ZM84 93V92H83ZM110 93V92H109ZM201 94V93H200ZM233 94V93H232ZM236 94V93H235ZM234 94V95H235ZM242 94V93H241ZM13 95H15V96H13ZM83 95V96H82ZM81 96H80V98L82 99V97H83V99H84V94H82ZM209 95H211V93L209 94ZM225 95V94H224ZM223 95V96H224ZM227 95V94H226ZM240 95V94H239ZM12 96L14 97V98H12ZM74 96V95H73ZM78 96V95H77ZM201 96V95H200ZM214 96V95H213ZM228 96V95H227ZM236 96H238V95H236ZM60 97V96H59ZM58 97V98H59ZM86 97H88V96H86ZM110 97H112V96H110ZM215 97V96H214ZM6 98L2 101V106H1V104H0V127H3L2 126V124H4L5 125V123L6 122H9V121H12V123L14 122V123H19V121L18 120H20L21 118H22V115L25 113V115L26 114H28L29 115V113H31V111H30V109L29 108H27V105L24 107V106H20V108H18V106H17V104H15V102H12V106H17V107H12L11 106V104H10V109H8V110H5L6 108H4L5 106H6V103L4 102L5 100H6ZM52 99L53 98H56V94H55V97H51ZM75 97H72V98H70V99H74ZM79 98V97H78ZM199 98V97H198ZM218 98V97H217ZM234 98H236V97H234ZM90 99V98H89ZM167 99H168V101H170L169 103L167 102ZM11 100V101H12ZM75 100H76V102H78L79 100H77V97L75 98ZM221 100H222V102L224 101L225 102V99H223V98H221ZM220 100V101H221ZM237 100V98L235 99V101ZM11 101H10V103H11ZM25 102V101H24ZM61 102V101H60ZM68 102V101H67ZM66 102V103H67ZM75 102V103H76ZM86 102V101H85ZM122 102V101H121ZM124 102V101H123ZM223 102V103H224ZM48 103V102H47ZM50 103H51V101H50ZM57 103H58V101H57ZM62 103V102H61ZM70 103V102H69ZM72 103V102H71ZM127 102L125 101V104H124V107H126L127 106V104H126ZM3 104H4V106H3ZM8 104V103H7ZM38 104V105H37ZM43 104V105H42ZM65 104V103H64ZM79 104L80 103H77V106H79ZM23 105V104H22ZM47 104H45V106H46ZM54 105V104H53ZM60 106V105H59ZM64 106H66V105H64ZM72 106V109H71V107H68V108H70L69 110L71 111V113H74V108H76V107H74V104L73 105H71ZM101 106V108L103 109V107ZM6 107H8V105L6 106ZM49 107V106H48ZM51 107V106H50ZM57 107V106H56ZM56 107H54V108H56ZM80 108H81V105L79 106ZM79 107H78V109H79ZM106 107V108H107ZM114 107V106H113ZM123 107V106H122ZM4 108V109H3ZM18 108V109H17ZM25 108V109H24ZM39 108V107H38ZM42 108V112H43V114H44V111H45V109L46 108H43V107H41ZM61 108H62V111L64 110V107H63V105H61L60 107H57V109L56 110H61ZM37 109V108H36ZM53 109V108H52ZM90 109H87V110H90ZM3 110H5V112H3ZM38 110V109H37ZM36 110V111H37ZM44 110V111H43ZM81 110V109H80ZM80 110L78 111V112H80ZM104 110V109H103ZM30 111V112H29ZM61 111V112H62ZM77 111V110H76ZM84 111H86L85 109H84ZM93 111V110H92ZM92 111H88V113H91ZM48 112H50V111H46L45 112V116H42V118L44 117H48ZM52 112H54V111H52ZM61 112H57L56 111V113H55V115H56V118H54L53 117V121H52V124L50 123V125H53V123H54V125H55V122H54V119H56L57 120V122H58V118H59V114H62ZM97 111H95V112H92L94 115H96L97 113H96ZM105 112V111H104ZM108 112V111H107ZM114 112V111H113ZM116 112H118V111H116ZM115 112V113H116ZM10 113H17V114H19L18 116H11L10 115ZM70 113V114H71ZM85 114H86V112H84ZM91 113V114H92ZM96 113V114H95ZM101 113H102V115L104 116V114H103V112L101 111ZM47 114V115H46ZM75 114V113H74ZM100 114V113H99ZM113 114V113H112ZM116 114H118V113H116ZM24 115V116H25ZM69 115V114H68ZM73 115V114H72ZM37 116V115H36ZM78 116V115H77ZM37 117H39L40 118V120H41V117H40V115L39 116H37ZM58 117V118H57ZM172 117V118H173ZM43 118V119H44ZM87 118H89V116L87 117ZM23 119V118H22ZM95 119V118H94ZM103 119H104V117H103ZM24 120V119H23ZM31 120V121H30ZM28 122H29V124L30 123H32V122H34V123H32V124H34L35 125V120H36V118L34 117V115L32 116V118L30 119ZM39 120V121H40ZM55 120V121H56ZM59 120H60V118H59ZM105 120V119H104ZM153 120V119H152ZM181 120V121H180ZM15 121H17V122H15ZM22 121V120H21ZM25 121V120H24ZM27 121H25V122H27ZM45 121V123H47L48 121H46V120H44ZM44 121H43V124H44ZM71 121V120H70ZM106 121V120H105ZM109 121V120H108ZM181 122V123H179L180 125H178V122ZM27 122V123H28ZM111 121H109V122H107V123H110ZM114 122V121H113ZM154 122H156V121H154ZM14 123H13V125H14ZM23 123V126H24V122H22ZM22 123H20L19 125L21 126L22 125ZM37 123V122H36ZM49 123H48V125H49ZM7 124V123H6ZM26 124V123H25ZM28 124V125H29ZM42 123H41V125L38 123L37 125H40V126H46V125H43ZM58 124H59V122L57 123V127H58ZM60 124H61V122H60ZM59 124V125H60ZM75 124V123H74ZM73 124V126H74V128L73 129H75V130H73L72 128V130L73 131H77L76 130V128H78V126L79 127H85V123H82V122H79V125L78 126H76V124L74 125ZM112 124V123H111ZM12 125V124H11ZM17 125V124H16ZM16 125H14V127L16 126ZM27 125V124H26ZM49 125V126H50ZM54 125H53V127H54ZM91 125V124H90ZM182 125H183V123H182ZM8 125H6V127H7ZM62 126V125H61ZM75 126H76V128H75ZM183 126H187V124L185 125H183ZM26 127V126H25ZM28 127V126H27ZM34 126H32V128H33ZM36 127V126H35ZM53 127L52 126H50V128H52L53 129ZM55 127H56V125H55ZM87 127V126H86ZM91 127V126H90ZM181 127V126H180ZM180 127H177L176 129H175V131L174 132H172L173 133V136L174 137H176V136H178L177 134H178V132L180 131V129L182 128H180ZM193 127V126H192ZM23 129L22 130H24V129H26V128H24V127H22ZM38 128H39V126H38ZM47 128V127H46ZM61 128V127H60ZM160 128V127H159ZM184 128V127H183ZM29 129H31L30 127H28V130ZM42 129V128H41ZM44 129H45V127H44ZM55 129V128H54ZM78 129H80V128H78ZM196 129V128H195ZM36 130V129H35ZM57 130V129H56ZM82 130H83V128H82ZM158 130V129H157ZM160 130V129H159ZM158 130V131H159ZM184 131H187V133L189 132V135L192 137V135L194 134H196L195 136H198V138L200 137V139H202V141L203 140H208L209 138L206 136H203V135H200L199 134V132L200 131H198V130H196L195 132H194V130H192V129H190L189 127H187V128H184L183 129ZM15 131V130H14ZM25 132H27L26 130H24ZM32 131V130H31ZM39 131V130H38ZM42 131V130H41ZM54 132V131H53ZM55 132H57L58 133V131H55ZM182 132V131H181ZM30 133V132H29ZM38 133V132H37ZM75 133V132H74ZM186 133V132H185ZM55 134V133H54ZM73 134V133H72ZM56 135V134H55ZM59 135V138H60V134H58ZM62 135V134H61ZM75 135V134H74ZM73 135V136H74ZM167 135V134H166ZM186 135V134H185ZM184 135V136H185ZM193 135V136H194ZM93 136V135H92ZM55 137V136H54ZM77 137H78V135H77ZM181 137V136H180ZM187 137V136H186ZM248 137H250V136H248ZM252 137V136H251ZM251 137H250V139L249 138H247L248 139V141L247 142H250L251 140H253V139H251ZM56 138V137H55ZM58 138V137H57ZM56 138V141L58 140ZM163 138V137H162ZM165 138V137H164ZM173 138V137H172ZM171 138V139H172ZM189 138V137H188ZM194 138H197V137H194ZM151 139V138H150ZM169 139V138H168ZM174 139V138H173ZM200 139H198V141L200 140ZM77 140H78V138H77ZM136 140H138L137 138H136ZM197 140V139H196ZM52 141V140H51ZM54 141V140H53ZM139 141V140H138ZM149 141V143H148V154L150 155V154H158L157 153V151L158 150H156L157 148H155L154 149V146H153V144H152V142H153V140H148ZM76 142V141H75ZM122 142V141H121ZM209 142V141H208ZM207 142V143H208ZM245 142V141H244ZM57 143H59L58 141L55 143H53L52 142V144L54 145H56ZM153 143H155V142H153ZM206 143V142H205ZM240 144V143H239ZM2 145V144H1ZM0 145V146H1ZM127 145V144H126ZM131 145V144H130ZM130 145H128V146H130ZM155 145V144H154ZM209 145V144H208ZM211 145V144H210ZM209 145V146H210ZM244 145H246V144H244ZM125 146V145H124ZM123 146V147H124ZM190 146V145H189ZM130 147H132V146H130ZM146 147V146H145ZM186 147V146H185ZM243 147V146H242ZM241 147V148H242ZM129 148V147H128ZM128 148H126V150L128 149ZM183 148V147H182ZM197 149L199 148V147H196ZM186 149V148H185ZM231 149V148H230ZM172 150H174L173 152L175 153V149H173L172 148ZM178 150V149H177ZM186 150H188L189 151V149H186ZM227 150V149H226ZM100 151V150H99ZM103 151V150H102ZM125 151V150H124ZM182 151V150H181ZM180 151V152H181ZM185 151V150H184ZM194 151H196V150H194ZM199 151V150H198ZM204 151V150H203ZM101 152V151H100ZM141 152V151H140ZM177 152V151H176ZM187 152V151H186ZM197 152V151H196ZM199 152H202V151H199ZM227 152H228V150H227ZM103 154H104V156L106 155L105 153H104V151L102 152ZM135 153H138V151L136 150V152ZM171 153V152H170ZM205 152H203V154H204ZM207 154H208V152H206ZM139 154V153H138ZM137 154V155H138ZM142 154V153H141ZM148 154H146V155H148ZM193 154V153H192ZM263 154V153H262ZM243 155V154H242ZM247 155V154H246ZM254 155V154H253ZM139 156H140V158L142 159V158H145V157H143L142 155H140L139 154ZM142 156V157H141ZM192 156V155H191ZM196 156V155H195ZM215 156H217V155H215ZM214 156V157H215ZM245 155H243V157H244ZM252 156V155H251ZM255 156V155H254ZM257 156V155H256ZM185 157H186V155H185ZM198 157V156H197ZM196 157V158H197ZM204 157V156H203ZM202 157V158H203ZM249 157H250V155H249ZM258 157V156H257ZM80 158V157H79ZM82 158V157H81ZM188 158H190V156L188 155ZM194 158V157H193ZM195 158V159H196ZM199 158H201V156H199ZM221 158V157H220ZM252 157H250L248 160L250 161V159H251ZM146 159V158H145ZM170 159V158H169ZM172 159V158H171ZM204 159V158H203ZM206 159V158H205ZM217 159V158H216ZM236 159H237V157H236ZM244 159V158H243ZM246 159V158H245ZM253 159V158H252ZM217 160H219V159H217ZM150 161V160H149ZM175 161V160H174ZM187 161V159L185 158V162ZM242 161V160H241ZM253 160H251V162H252ZM177 162V161H176ZM184 162V161H183ZM238 162V161H237ZM240 162V161H239ZM243 162V161H242ZM245 162V161H244ZM188 163V162H187ZM179 164V163H178ZM177 164V165H178ZM203 164V163H202ZM263 164V163H262ZM176 165V164H175ZM233 166V165H232ZM262 167H264V164L263 165H261ZM182 167V166H181ZM204 167V166H203ZM155 168V167H154ZM161 169V168H160ZM185 169V168H184ZM233 169V167H231V170ZM157 170H158V167H157ZM242 170V169H241ZM178 171V170H177ZM243 171V170H242ZM252 171V170H251ZM240 173H242V172H239L238 174H240ZM249 173V172H248ZM158 174H159V172L157 173V171L155 170V171H153L152 170V177H155V178H152V180H156V176H158ZM250 174V173H249ZM252 174V173H251ZM175 175V174H174ZM189 176V175H188ZM187 176V177H188ZM239 175H237L236 174V178L238 177ZM180 177V176H179ZM215 177V176H214ZM217 177V176H216ZM7 179V178H6ZM258 179H260V177H258ZM261 180H263V181H261ZM261 180L259 181V182H256L257 183V185H259V186H261V188H262V186H264V178L262 179L261 178ZM133 181V180H132ZM21 183V182H20ZM134 183V182H133ZM135 183H136V181H135ZM152 183H154L153 181H152ZM19 184V183H18ZM22 184V183H21ZM21 184H19V185H21ZM156 185V183H154V184H150L148 187H146V189L145 190H140L138 193L136 192V194H137V196H139V195H144L143 197H145L146 198V200H148V204H142L141 206H139L138 207V211H139V220L138 221H136L135 223H134V225H133V222H132V225L134 226V230H135V236H136V234H137V232L139 233V234H137V236L135 237L136 238V242H138V245L136 246V249L134 250V252L131 254V256L129 257V258H127L128 260H127V263L126 264H131L132 262H135L136 261V259L138 258V256L141 254V249H142V246H143V244H145V242L147 241V240H149V238H150V236L154 233V231H155V229L154 228H158V227H155V226H151V227H148V232L146 233V235L144 234V235H141L142 234V232L144 231V229H143V223H144V220L146 219V217H147V213H148V211H150V210H153L152 209V207L154 208V206L156 207V205L154 204V203H159L158 202V200H159V195H158V197L157 196H153L154 194H153V192H155L156 194H158L159 193V191L157 190V187L155 186ZM180 185V184H179ZM127 186V185H126ZM129 186V185H128ZM252 186V185H251ZM251 186H246V187H244V188H246V189H244V191L245 190H247L248 191V189L250 188V189H252V187ZM247 187H248V189H247ZM19 188V187H18ZM148 188V189H147ZM175 188V187H174ZM177 188V190H179L178 189V187H176ZM240 188V187H239ZM243 188V187H242ZM242 188H240V193H241V190L243 191V189ZM12 189H14V188H12ZM122 189L123 188H121L120 189V192L122 191ZM155 189H156V191H155ZM263 189V188H262ZM253 190V189H252ZM10 191V190H9ZM24 191V190H23ZM23 191H21L20 190V193H23L24 194V192ZM174 191H176V190H174ZM5 192V191H4ZM158 192V193H157ZM1 193H3V191L1 192ZM11 193H13V192H11ZM11 193H10V195H11ZM18 193V192H17ZM17 193H14L13 194V196L15 195L16 196V198H14V197H12V196H5V195H7V194H5V195H1L0 194V264H12V260H14V259H11V258H14V257H12L13 255L12 254H10V252H11V250H17L16 252H17V254H23L21 257H16V263L15 264H27L28 263V261H27V258L30 260V258H31V261H29V262H31V264H48V263H54V264H57L58 262H61L62 264H95V262H94V260H95V258H97V260L98 259H100L99 260V262H97L98 264H102L103 263V260H105L106 258H108V256H109V258H110V256H111V258H113V257H115V255L117 256V255H119V256H121L122 254H124L125 252L127 253V250H121L122 248H128V246H130L131 245V238H128L129 237V235L127 236V238H123V239H120V240H117L116 241V243L113 245V244H111V242H110V246H108L107 244L109 243V235L110 234H112V232L115 234H117V235H120L121 233H127V230H129L130 229V227H129V225H131L130 224V222L132 221V217H131V215L129 214L130 213V211L132 210V209H128L127 208V210H125V213L123 214V213H121V211L118 209V210H113L112 211V215H110L111 216V218L107 221V220H103V222H100V223H96V222H91V221H88V219H87V221L84 219V218H78V219H76L75 220V222H74V224H73V222H71L72 224L70 225L71 227H72V225H73V227L72 228H69V230H70V233H71V236H72V238L67 242V243H65L64 244V246L63 247H61V248H57L56 247V249H54V248H51V247H49L47 244H45L46 246H42V244H41V242L42 241H45V240H47L50 236H49V233L47 232V229L49 228V227H52V225L54 226V225H57V224H60L61 223V221H62V223H63V221H67V222H70L73 218L71 217V216H69L70 214L71 215H73L72 213H70V211H68V210H65L63 207V210L62 211H64L65 210V212H57V214L55 215V217H54V220H53V224H51V226L50 225H48V226H44L45 228L43 229L42 228V226H41V229L39 228V227H37L38 229H36V228H34L33 230V234L31 235V237L29 238L30 239V241L28 242V244H27V247L24 245V248H23V245H21V244H14L13 245V248H11L10 247V244H8V243H10L11 241H10V239H8L9 237L7 236L6 237V232H8L9 231V228H11L10 227V223H12V224H14V229L15 230H17V228L18 227H22V226H25L26 225V223H28L27 222V216H28V214H29V211L31 210H29V211H27V212H25V213H23V212H21V215H18V214H16V210L14 209L16 206H27L28 205V202L30 201V200H28L27 201V199H24L23 197L24 196H26L25 198H27L28 197V195L26 194V195H24V196H22V194H17ZM174 193V192H173ZM177 193H178V191H177ZM239 193V194H240ZM243 193V192H242ZM153 194V195H152ZM238 194V195H239ZM19 196V197H18ZM20 196H22V197H20ZM155 197V198H153V197ZM11 197V198H10ZM32 198V197H31ZM30 198V199H31ZM34 198V197H33ZM158 198V199H157ZM29 199V198H28ZM36 200H37V198H35ZM163 199V198H162ZM235 199V198H234ZM34 200V199H33ZM35 200V201H36ZM39 201V200H38ZM60 201V200H59ZM160 201V200H159ZM235 201V200H234ZM262 201H264V198L262 199ZM31 203H34V202H32V201H30ZM122 202H123V200L122 199H117L116 200V205H117V207H119L121 204H122ZM151 202V203H150ZM161 202V201H160ZM189 202V201H188ZM12 203H15V207L13 206V207H11L10 209L11 210H7L6 209V207L7 206H11V204ZM36 203H34V205H35ZM39 204V203H38ZM58 204V203H57ZM134 204V203H133ZM262 204H264V202L262 203ZM30 205V204H29ZM154 205V206H153ZM36 206V205H35ZM40 206V205H39ZM57 206H59V205H57ZM117 207L115 208V209H117ZM27 208V207H26ZM38 208H41V207H38ZM45 207H43V209H44ZM57 208V207H56ZM61 208V209H62ZM22 209V208H21ZM43 209H37L38 211L36 212V214H35V217L33 218V221H36V219H42L43 218V215H42V213L41 212H43L44 210ZM57 209H59V210H61L59 207L57 208ZM57 209H53V211H55L56 212V210ZM264 209V208H263ZM23 210V209H22ZM21 210V211H22ZM27 210H28V208H27ZM43 210V211H42ZM45 212H47L48 213V211L50 210V212L52 211L51 209H48V211H47V209L45 208ZM155 210V209H154ZM153 210V211H154ZM41 211V212H40ZM66 211H67V214H66ZM83 211V210H82ZM48 213V215L49 214H51V213ZM44 213V212H43ZM47 213H46V215H47ZM68 213H69V215H68ZM151 213H152V211H151ZM150 213V214H151ZM166 213H168L169 214V212H166ZM165 213V215L166 216H168V214H166ZM250 214V219H252V221L254 220V222L256 221H261V222H259V223H247V222H240V224H237L238 226H236V227H234L232 230H230L229 232H228V234L230 235V237L232 238V239H234V240H237L239 243H241V244H247V245H250V246H252L255 250H256V253L258 254L259 252H264V225H262L261 223H264V219H262V217H260L259 216V214L257 215V214H251V212L249 213ZM47 215V216H48ZM149 215V214H148ZM165 215H163V216H165ZM170 215V214H169ZM44 216H45V213H44ZM51 216V215H50ZM163 216H160V219H162V217ZM165 216V217H166ZM76 217V216H75ZM169 217V216H168ZM167 217V218H168ZM77 218V217H76ZM86 218V217H85ZM165 218H163V220H164ZM228 219V218H227ZM95 220V219H94ZM155 220H157V218L156 219H154V221ZM166 220V219H165ZM38 221V220H37ZM73 221V220H72ZM225 221V220H224ZM160 222V221H159ZM159 222H157V223H159ZM181 222V221H180ZM65 223V222H64ZM126 223H129V225H128V227H127V225H126ZM154 223H156V222H154ZM176 223V222H175ZM186 223V222H185ZM239 223V222H238ZM135 224H137V229H138V231L136 230V227H135ZM161 224V223H160ZM159 224V225H160ZM260 224V225H259ZM152 225V224H151ZM158 225V226H159ZM172 225V224H171ZM6 226H8L9 228H7ZM60 226V225H59ZM125 226L127 227V229L125 228ZM17 227V228H16ZM174 226H172V228H173ZM126 229V231H125V229ZM172 228H171V230H172ZM36 229V230H35ZM133 229H130L129 231H131V230H133ZM7 230V231H6ZM12 230V229H11ZM41 230H43V231H41ZM46 232H45V231ZM125 231V232H124ZM137 231V232H136ZM176 231V230H175ZM10 232V231H9ZM8 232V233H9ZM134 232V231H133ZM167 232H169V231H166L165 230V233L163 232V233H161V235H158V241L155 239V240H153L155 243H154V245H153V247H152V249L149 251V252H147L146 253V255H145V258L143 259V261L142 262H138V263H134V264H153V263H156L155 261H154V259H155V257H157V255H158V253H159V251H158V249H157V247H159V246H157L156 247V244L160 241V242H165L169 237H167L168 236V234H166ZM13 233H14V231H13ZM15 233H17V236H21L22 234H20V232H18V231H15ZM119 233V234H118ZM131 233H132V231H131ZM182 233H184V232H177V233H175L176 235L175 236H179V235H181ZM96 234H100L99 236L98 235H96ZM186 234V233H185ZM5 235V236H4ZM91 235H96V236H98V237H101V238H98L97 240L94 238V239H90L89 237L91 236ZM107 235V236H106ZM171 235V234H170ZM172 235H174V234H172ZM211 235V234H210ZM4 236V237H3ZM49 236V237H48ZM130 236H132V234H130ZM133 236H134V234H133ZM182 236V235H181ZM31 238H32V241H31ZM134 238V237H133ZM124 239H126V240H124ZM181 239V238H180ZM156 241H157V243H156ZM231 241V242H230ZM229 242H227V241H225V244L227 243V246H229V249L228 250H223V252H218V253H216V255L213 257V258H215L216 259V261L213 263V264H241V262H238V260H239V257H236V255H234L233 253L234 252H238V251H242L243 250V248L242 247H240L239 245H238V243H235V241H233V240H230ZM136 242H133L134 243V245L135 244H137ZM159 242V243H160ZM16 243V242H15ZM37 244L39 245V244H41L40 245V249L38 250V253L36 254V256L38 257V258H42V259H35V255L32 253V251L33 250H35L36 248H35V246H37ZM3 245V246H2ZM108 247H107V246ZM224 245V241L221 243V246H223ZM104 246H106V247H104ZM165 246V245H164ZM224 246H226V245H224ZM42 247V248H41ZM115 250H118L119 252L118 253H116V254H114V252H115ZM121 250V251H120ZM193 249H191V251H192ZM176 251V250H175ZM190 251V252H191ZM203 252H205L206 250H202ZM19 252V253H18ZM50 252V253H49ZM52 252H54V255L53 256H51V254H52ZM65 252H68L69 254H70V256L68 255V256H66L64 253ZM193 252L195 253L196 251L195 250H193ZM47 253H49L48 255H47ZM125 253V254H126ZM170 254H168V256L170 255H172V257L173 256H175V253L174 254H172L173 253V251L172 252H169ZM193 253V254H194ZM157 254V255H156ZM197 254L198 253H196V254H194V255H196L197 256ZM10 255V256H9ZM167 255V254H166ZM18 256V255H17ZM26 258H24V257ZM47 256H51V257H49V258H47ZM129 256V255H128ZM196 256H195V258H196ZM36 257V258H37ZM67 257H69V258H67ZM171 257V258H172ZM186 257V256H185ZM184 257V258H185ZM188 257V258H187ZM187 259H185V262L183 261V264H192L193 263V261H195V260H191L192 258H193V256H190L189 257V255H187ZM19 258H20V260H19ZM116 258V257H115ZM254 258H256V256H254ZM11 259V260H10ZM64 259H65V261H64ZM67 259H68V261H67ZM36 260H39L40 262H37ZM111 260V259H110ZM173 261V260H172ZM190 261H192L191 263H189ZM111 262L109 261V262H107V264H110ZM180 264H182V260L179 262ZM178 263V264H179ZM195 263V262H194ZM193 263V264H194ZM106 264V263H105ZM168 264H175L174 262H169ZM177 264V263H176Z\"/></svg>","mask_w":264,"mask_h":264}]
</instances>
